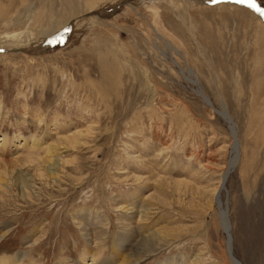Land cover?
Wrapping results in <instances>:
<instances>
[{"label": "rangeland", "instance_id": "rangeland-1", "mask_svg": "<svg viewBox=\"0 0 264 264\" xmlns=\"http://www.w3.org/2000/svg\"><path fill=\"white\" fill-rule=\"evenodd\" d=\"M223 109L264 264V0H0V263L231 264Z\"/></svg>", "mask_w": 264, "mask_h": 264}, {"label": "bare ground", "instance_id": "bare-ground-1", "mask_svg": "<svg viewBox=\"0 0 264 264\" xmlns=\"http://www.w3.org/2000/svg\"><path fill=\"white\" fill-rule=\"evenodd\" d=\"M223 7H225V8H227V7H232V6H234V5H232V4H223L222 5ZM94 8V7H93ZM92 8V9H93ZM233 8H235V7H233ZM241 8V7H240ZM243 8V7H242ZM236 9H239V7L238 6H236ZM246 11V10H245ZM259 20V19H258ZM258 22H260V21H258ZM184 75L187 77V78H185V79H188V81H190L191 83H194V84H196V79H194V78H191L190 76H188V75H186L185 73H184ZM199 93V92H198ZM204 97V99H205V101L207 100V101H210L209 100V98L208 97H205V96H203ZM206 101V102H207ZM213 103V102H212ZM209 105H211V104H209ZM217 113H220V114H222L223 116H224V119L229 123V128L231 129V132H232V134H233V139H234V143H233V145H232V148H233V153H234V157L232 158V160H231V162H230V165L229 166H231V168H230V170L227 172H225L224 173V175H223V177H222V182H221V185H220V188L218 189V190H216L215 191V198H214V201H215V205H216V207H217V209H218V211H219V216H220V219H221V221H222V227H223V230H224V232H225V234H226V237H227V247L229 248V257H230V261H231V264H242L234 255H233V251L231 252V250H233V244H232V241H231V238H230V222H229V217H228V210H227V207H226V204L224 203V202H222V200H221V198H220V193H221V189H222V187L225 185V182H226V180H227V178H228V176H229V173H231V169L234 167L233 165H235L236 164V162H237V147H238V145H237V129H236V127L234 126V124H233V122H232V120H231V118H230V116L229 115H227V113L228 112H226L224 109L221 111V110H218V112ZM79 137V136H78ZM73 137H71V139H72ZM3 140H5V138H3ZM47 161V160H46ZM51 162V161H50ZM49 163V162H48ZM56 165V164H55ZM51 168V167H50ZM47 169V168H46ZM127 261V260H126ZM125 262V261H124ZM124 262L122 263V264H124ZM126 263V262H125ZM129 263V262H128ZM128 263H126V264H128ZM0 264H8V263H2V261H1V263ZM84 264H87V262L86 263H84ZM91 264V263H90Z\"/></svg>", "mask_w": 264, "mask_h": 264}, {"label": "water", "instance_id": "water-1", "mask_svg": "<svg viewBox=\"0 0 264 264\" xmlns=\"http://www.w3.org/2000/svg\"><path fill=\"white\" fill-rule=\"evenodd\" d=\"M233 250H231V252H232Z\"/></svg>", "mask_w": 264, "mask_h": 264}]
</instances>
